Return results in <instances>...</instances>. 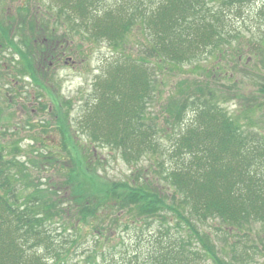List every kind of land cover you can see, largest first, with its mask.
<instances>
[{
	"label": "trees",
	"instance_id": "16d2710c",
	"mask_svg": "<svg viewBox=\"0 0 264 264\" xmlns=\"http://www.w3.org/2000/svg\"><path fill=\"white\" fill-rule=\"evenodd\" d=\"M212 1L116 0L102 7L99 0H48L42 10L26 2L15 12L0 13V57L13 54V70L47 91L51 105L38 101L40 109L61 134L57 156L37 151L48 165H61L56 180L49 173H33L29 164L35 160L14 155L22 150L20 141L0 139V264H112L100 262L95 248L85 261L71 254L77 252L82 226L102 239L122 214L127 229L159 222L155 246L140 264H197L203 258L248 264L223 259L220 239L202 227L217 221L226 234L248 233L251 222L264 221L262 139L223 106L228 96L219 89L218 64L201 65L208 53L232 41ZM63 23H71L70 28ZM134 25L144 35L136 57L129 55L132 45L126 39ZM80 31L106 40L113 60L93 80L73 120L67 113L71 100L53 93L47 82L53 80V63L72 54L69 32ZM254 50L264 66V51ZM167 63L188 65L195 76L179 80L157 114L156 68L162 71ZM10 72V66L0 68V80ZM96 146L133 165L131 173L103 181ZM164 151L172 164L163 173L164 159L155 157ZM152 156L153 162L141 167L140 161Z\"/></svg>",
	"mask_w": 264,
	"mask_h": 264
},
{
	"label": "rangeland",
	"instance_id": "374dc122",
	"mask_svg": "<svg viewBox=\"0 0 264 264\" xmlns=\"http://www.w3.org/2000/svg\"><path fill=\"white\" fill-rule=\"evenodd\" d=\"M102 7L113 3L116 0H99ZM215 1V2H214ZM211 3L218 8L221 17V26L224 32L230 35L232 40L230 44L221 45L213 54H207L203 57L205 62L202 66L212 67L218 64L217 71L219 89L223 90L228 99L223 101V106L230 113L238 114L239 122L248 127L250 131H255L262 139L264 145V92L260 88L264 84V66L260 63V58L253 55L254 49L264 51V0H250L247 3L237 6L220 5V0H214ZM30 6L37 4L32 9L42 10L48 0H0V13L7 11L15 12L17 6H24L25 3ZM147 2V1H146ZM150 4V2H147ZM147 3H145L147 5ZM44 4V5H43ZM64 19V16H61ZM71 23H63L64 29H69ZM62 30V26L59 31ZM69 38L72 39V54H63L58 61L54 62L50 70L52 71V82H47L50 90L70 99L68 106V117L75 120L80 112L84 97L91 89V85L96 76H99L104 66L113 60V53L106 40L95 39L85 32H69ZM126 39L132 45L129 50L132 56H137L136 52L139 43L144 41V35L140 28L132 27ZM75 45H78L75 47ZM222 50V54H219ZM13 57L11 53L0 57V68L6 65L11 68V76L4 75L0 80V130H7L3 135L0 133L1 141L17 139L22 146V150L15 152L17 157L30 158L35 160L29 164L33 167V173L46 175L49 173L56 180L61 171V165L54 163L48 165L47 160L38 156L37 151L47 153L52 151L53 156H57L60 148L59 140L61 134L55 130L53 119L45 110H41V101L44 104L51 105L47 91L35 87L27 76L16 73L13 70ZM11 59V61H10ZM203 60V61H204ZM4 65V66H3ZM157 65V64H156ZM215 66V65H214ZM184 67V68H183ZM179 68L177 65L167 63L162 71L160 66L156 68L157 80L159 81L157 96L153 105V112H159L160 105L168 99L174 92L176 83L182 78L193 79L194 74L188 70V65ZM233 71V78H229L228 73ZM5 70V69H4ZM201 75L199 72L195 73ZM45 82V81H44ZM43 92V95H37ZM16 95V96H14ZM190 111L185 112V117H189ZM48 122V123H47ZM47 123V124H46ZM43 124L42 127L41 125ZM76 129V124H74ZM44 129V130H43ZM85 136L80 135V140L84 141ZM169 140L162 139L163 145H168ZM50 147V148H48ZM58 148V149H57ZM167 148H170L169 146ZM50 149V150H48ZM95 156L99 158V164L96 169L101 175L103 181L106 178H124L131 173L133 165L124 162L117 153L105 146H96ZM33 150V151H32ZM24 152L25 155H23ZM167 151L160 157L164 159L165 172L172 161L166 155ZM46 154V155H47ZM166 156V157H165ZM142 159L141 167H146L153 162ZM59 167L60 171H55ZM154 166V165H151ZM157 168V167H156ZM158 170V168H157ZM41 175V176H42ZM261 175L264 178V164L261 166ZM125 214L120 215L111 230L107 232L106 237L100 239L97 231L88 230L82 226L77 240L76 253H72V258L86 260L90 251L95 248V256L101 262V259L112 264H140L147 261V256L151 253L158 238L157 229L159 222H151L146 225L141 223L138 228H125ZM131 226L132 222H128ZM224 227L217 221H208L202 225L203 228L214 233L216 239L222 247L221 257L226 261H235L236 263L264 264V221L250 223L248 233L242 231H233L226 234V228L217 232L214 227ZM65 234H69L66 233ZM69 237L73 236L70 233ZM218 237V238H217ZM100 239L95 246V240ZM141 261V262H140ZM197 264H213L209 259H201Z\"/></svg>",
	"mask_w": 264,
	"mask_h": 264
}]
</instances>
